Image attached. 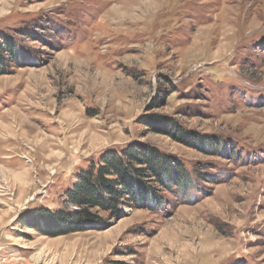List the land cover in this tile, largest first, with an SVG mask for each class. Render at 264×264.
Listing matches in <instances>:
<instances>
[{
	"label": "rangeland",
	"instance_id": "1",
	"mask_svg": "<svg viewBox=\"0 0 264 264\" xmlns=\"http://www.w3.org/2000/svg\"><path fill=\"white\" fill-rule=\"evenodd\" d=\"M2 36L0 264H264V0H0ZM130 143L190 186L47 236L77 174Z\"/></svg>",
	"mask_w": 264,
	"mask_h": 264
},
{
	"label": "trees",
	"instance_id": "2",
	"mask_svg": "<svg viewBox=\"0 0 264 264\" xmlns=\"http://www.w3.org/2000/svg\"><path fill=\"white\" fill-rule=\"evenodd\" d=\"M0 50L16 58L13 42L2 36ZM3 48V49H2ZM0 58V69L1 67ZM158 127L162 126V121ZM166 135L187 144L185 134L172 124H166ZM162 133V130L159 131ZM195 147L202 149L205 142L191 137ZM191 178L182 162L162 155L156 149L140 143H130L117 150H109L92 160L78 174L74 184L65 193V203L75 208L70 214L43 213L47 236H60L83 231L85 223H101L100 213L109 219L119 215L120 207L159 210L164 194L184 191ZM33 219V218H32ZM38 229V226H33ZM53 231V232H51Z\"/></svg>",
	"mask_w": 264,
	"mask_h": 264
}]
</instances>
